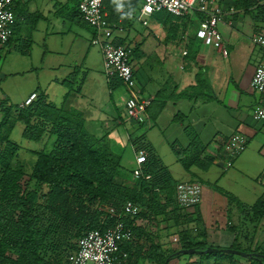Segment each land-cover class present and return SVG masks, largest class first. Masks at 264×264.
<instances>
[{
	"label": "crops",
	"instance_id": "crops-1",
	"mask_svg": "<svg viewBox=\"0 0 264 264\" xmlns=\"http://www.w3.org/2000/svg\"><path fill=\"white\" fill-rule=\"evenodd\" d=\"M221 4L227 21L220 23L219 30L231 48L227 55L203 43L199 30L205 17L200 19L195 12L168 26L163 41H159V33H155L158 41H152L134 23L125 25L122 39L128 37L125 44L132 47L141 98L151 100L145 121L134 119L137 125L129 130L125 126L129 120L124 119L129 92L124 85L110 91L100 47L101 58L96 61L91 59V49L87 51L82 64L86 70L76 88V77L63 82L69 88L65 108L80 112L90 134L102 136L94 126L105 116L113 125L105 137L110 145L128 141L136 159L133 140L144 136L176 182L199 181L203 185L202 202L197 206H180L174 187L159 194L163 207L158 214L148 211L147 216L134 220L140 229L123 246L129 251V264H164L163 258L169 259L168 264H264V121L252 115L255 106L264 104V91L257 92L251 86L256 67L264 62V48L253 41L255 33L264 32V19L251 13L255 4L248 9L236 0H222ZM68 16L83 23L72 13ZM94 35L92 27L91 40ZM91 45L95 44L91 41ZM6 48L0 44V59ZM38 90H31L18 104ZM139 123L148 128L136 136ZM17 125L24 129L22 123ZM122 126L125 137L119 136ZM235 132L245 134L248 145L231 166H226L224 147ZM174 144L186 158H193L189 169L179 160ZM208 160V168H202L200 164ZM136 167L127 170V178ZM209 247L246 254L182 252ZM176 252L180 254L170 256Z\"/></svg>",
	"mask_w": 264,
	"mask_h": 264
},
{
	"label": "trees",
	"instance_id": "trees-1",
	"mask_svg": "<svg viewBox=\"0 0 264 264\" xmlns=\"http://www.w3.org/2000/svg\"><path fill=\"white\" fill-rule=\"evenodd\" d=\"M80 1L73 8V16L85 23L79 10ZM236 2L246 9L255 4L256 9L251 13L264 19V3ZM103 3L108 19L121 18L124 26L128 22L126 15L139 5L138 0H104ZM113 14L116 17L110 19ZM13 36L3 44L8 45ZM116 43H125V39ZM123 85L116 76L109 81L111 92ZM34 92L37 98L26 106L13 105L6 98L0 100V264H68L69 256L78 249L79 239L87 230H104L123 221L135 233L140 228L134 220L147 216L148 211L158 214L163 207L158 201L159 194L178 184L144 136L133 142L137 152L144 150L148 155L143 164L145 175L133 181L131 172L127 178L122 171L120 152L113 151L105 137L90 134L80 112L56 105L44 91ZM18 122L24 125L23 135L35 142L46 135L55 137L51 150L36 152L31 173L12 166L20 150V145L11 138ZM173 148L189 169L194 164L193 158H186L177 145ZM210 163L208 160L200 166L208 168ZM128 201L142 209L137 216L125 214ZM124 244L121 249L126 250Z\"/></svg>",
	"mask_w": 264,
	"mask_h": 264
},
{
	"label": "rangeland",
	"instance_id": "rangeland-1",
	"mask_svg": "<svg viewBox=\"0 0 264 264\" xmlns=\"http://www.w3.org/2000/svg\"><path fill=\"white\" fill-rule=\"evenodd\" d=\"M66 1L15 0L14 7L19 22L12 41L7 45L8 49L4 50L0 59V100L7 97L9 102L15 105L31 90L39 88L40 91L49 93L50 100L56 105L66 106L69 88L63 82L76 77L74 79L76 81L75 88L77 84L79 85L86 70L85 65L82 64L89 48L91 49V59L96 61L98 56L99 59L101 58L100 52H98L99 46L91 45L92 27L85 23L79 24L68 16L69 13L73 14L76 0ZM138 3L139 5L134 6L131 12L126 15L127 23H134L135 28L141 33H148L152 41L159 39H156L155 33L162 36L159 41L165 40L164 33L168 29L167 27L181 21V17L167 11L157 12L148 17L149 26H145L134 17L139 13L141 1L138 0ZM195 14L200 19L204 18V14L196 11ZM115 17L114 14L109 16L110 19ZM220 23L217 26L218 30ZM198 25L199 20L193 26L196 29ZM227 50L230 52L231 48L227 47ZM56 80L60 83H57ZM101 118H103L102 121H97L94 127L100 130L102 135L100 137H106L109 133L107 131L112 129L113 125L109 118L105 116ZM124 119L129 120L125 123L128 130L130 126L137 125L127 112ZM139 124L141 127L136 131V136L146 132L148 128L143 123ZM119 133L121 134L119 136L125 137L124 126L119 129ZM48 136L46 135L43 140L35 142L26 138L23 135V127L17 125L11 138L20 145V150L12 160V166L31 173L38 156L37 153L40 150L48 151L52 148L55 137ZM111 145L113 151L120 152L122 171L126 174L127 170L129 171L137 164L130 143L116 141ZM46 191L45 188L44 192Z\"/></svg>",
	"mask_w": 264,
	"mask_h": 264
},
{
	"label": "built area",
	"instance_id": "built-area-1",
	"mask_svg": "<svg viewBox=\"0 0 264 264\" xmlns=\"http://www.w3.org/2000/svg\"><path fill=\"white\" fill-rule=\"evenodd\" d=\"M129 1V0H124ZM139 13L136 17L143 25L149 24L148 17L158 11H167L178 17H185L199 11L205 14V22L199 30L203 43L214 46L227 55V46L217 26L227 21L222 7V0H140ZM264 2V0H261ZM15 0H0V44L6 43L14 33L17 20ZM104 0H81L79 10L84 21L95 30L92 43L98 45L103 53L104 68L107 79L118 77L127 88L129 96L126 101V112L129 117L144 122L150 99L141 98L138 81L133 66L132 47L125 43H116L122 39L126 31L123 20L110 21L104 7ZM231 23V22H230ZM253 41L264 48V32L255 33ZM187 54V50L183 51ZM252 88L257 92L264 91V62L260 63L251 80ZM37 98V92H32L21 104L26 106ZM253 118L264 121V104H258L253 109ZM248 137L235 132L228 139L225 150V164L231 166L233 161L247 148ZM144 150L137 152V167L131 173L133 181L144 176L143 164L147 160ZM149 178V175H146ZM177 201L180 206L189 209L202 202L203 185L199 181H181L176 186ZM141 208L132 201L124 206L125 214L135 217ZM135 237L132 227L123 221L117 222L104 230H87L78 242V249L69 256L68 264H129L130 254L121 249V245L131 242Z\"/></svg>",
	"mask_w": 264,
	"mask_h": 264
},
{
	"label": "water",
	"instance_id": "water-1",
	"mask_svg": "<svg viewBox=\"0 0 264 264\" xmlns=\"http://www.w3.org/2000/svg\"><path fill=\"white\" fill-rule=\"evenodd\" d=\"M219 251L246 254V253H243L241 251L234 250V249H225V248L219 249V248H215V247H209L205 251L198 250V249H195V248H190V249H184V250H182L183 253H190V252H194V253H213V252H219ZM168 260L169 259H167L164 264H168Z\"/></svg>",
	"mask_w": 264,
	"mask_h": 264
}]
</instances>
